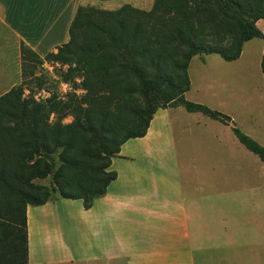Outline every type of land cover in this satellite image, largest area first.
<instances>
[{
    "label": "trees",
    "instance_id": "trees-1",
    "mask_svg": "<svg viewBox=\"0 0 264 264\" xmlns=\"http://www.w3.org/2000/svg\"><path fill=\"white\" fill-rule=\"evenodd\" d=\"M259 20L264 0H154L149 10L80 5L56 52L41 57L23 45V76L25 60L58 62L68 65L64 80L84 93L37 98L25 95L24 79L0 96V264H29V205L67 198L89 208L105 194L117 177L113 158L147 134L159 109L183 106L230 124V116L185 97L189 66L199 54L239 59L245 42L264 39ZM233 131L264 162V146Z\"/></svg>",
    "mask_w": 264,
    "mask_h": 264
},
{
    "label": "crops",
    "instance_id": "crops-1",
    "mask_svg": "<svg viewBox=\"0 0 264 264\" xmlns=\"http://www.w3.org/2000/svg\"><path fill=\"white\" fill-rule=\"evenodd\" d=\"M114 2L0 0V96L23 82V45L56 52L80 5ZM160 111L164 130L150 124L123 144L116 179L89 208L67 198L28 206L29 264H264V162L230 115L226 124L183 106Z\"/></svg>",
    "mask_w": 264,
    "mask_h": 264
},
{
    "label": "rangeland",
    "instance_id": "rangeland-1",
    "mask_svg": "<svg viewBox=\"0 0 264 264\" xmlns=\"http://www.w3.org/2000/svg\"><path fill=\"white\" fill-rule=\"evenodd\" d=\"M133 1L115 0L110 6L118 8L123 3L134 5ZM95 5L105 8L99 4ZM259 27L264 32V20L260 22ZM263 50L264 39L255 37L245 42L241 57L234 61H227L217 53L194 56L189 66L191 87L185 97L230 115L235 121V126L264 146V73L261 68ZM25 63L29 65L28 73L23 76L26 81L25 95L32 92L37 98H46L56 93L66 98L69 92L84 93L83 89H75L71 82L64 80L63 72L67 70L68 65L48 61L40 64L29 60H25ZM80 80L76 78L77 82ZM163 113H156L151 122L154 128L162 131V122L165 121L161 116ZM203 117L211 122L216 121L205 115ZM72 119V116H68L64 122H70ZM135 143V140L129 142L125 146V152H130L129 147L137 148V145L133 146ZM39 182L48 184L50 180Z\"/></svg>",
    "mask_w": 264,
    "mask_h": 264
}]
</instances>
